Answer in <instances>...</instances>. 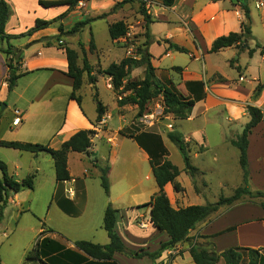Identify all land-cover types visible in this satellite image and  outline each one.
<instances>
[{"label": "crops", "instance_id": "obj_1", "mask_svg": "<svg viewBox=\"0 0 264 264\" xmlns=\"http://www.w3.org/2000/svg\"><path fill=\"white\" fill-rule=\"evenodd\" d=\"M145 1L148 2L147 14L153 20L149 25V45H145L146 21L142 11L138 12V7H142L140 0H79L76 6L49 8L40 5L39 0H8L10 16L5 27L7 35H22L32 29L37 20L54 21L60 16L62 19L32 35L10 40L15 49L21 50V65L17 64V74L21 76L11 92L5 79L7 62L11 56L3 51L8 47L7 42L0 39V105L7 102L0 118V141L46 143L53 149H59L77 132L95 131L90 155L69 153L71 179L62 183L56 180L54 161L48 153L36 155L17 150V154L11 152L6 157V153L1 151L3 147H0V159L8 165L11 176L19 182L34 176L33 189H24L8 198L0 222V233L3 231L9 246L17 245L18 234L23 237L20 254L23 253L25 258L37 241L46 237L65 250L76 252H79L74 245L76 241L108 244L109 237L103 227V219L109 203L119 211L115 231L128 249L155 253L170 241L166 232L158 230L150 222L151 208H138L148 203L158 192L154 175L151 176V159L146 148L152 139L151 133L140 131L133 134L135 129L132 124L138 106L128 103L120 107V99L113 90L111 79L100 72L126 58L123 43L110 37V25L125 23L137 43L147 49L158 81L167 87L174 86L178 93L195 102L188 118L172 119L171 131H177V122L180 120L199 122L195 132L181 133L187 142L195 144L190 147V155L193 152L195 157H200L207 151L205 131L209 123L215 124L218 129L222 126H239L243 131L250 121L247 112L249 106L258 107L264 113V88L257 98L254 97L257 86L264 84V56L260 50L250 55V50L255 48L257 42L264 47V0H174L171 7L164 6L163 0ZM244 5L250 11L254 40L249 41L246 47L233 46L212 53L210 50L216 39L240 32L241 24L246 22ZM79 22L87 23L80 31L62 36V41L78 53L79 67H83L85 51L89 64L94 68L93 75L97 78L93 85L88 74L84 73L82 87L76 93L82 98L81 105L70 98L73 80L66 75V51L51 40L60 34V25L67 33ZM92 39L94 48H91ZM103 40L105 45L102 44ZM172 45L184 48L187 52L177 51ZM146 70L147 65L132 68L125 83L143 80ZM95 91L106 110L102 121L97 120ZM105 92L113 95L109 102L103 100ZM130 93L127 92L125 96ZM15 110L22 114V122L18 126L12 124ZM210 112H214V115L209 116ZM166 123L171 122L163 121L160 124ZM127 129L133 132L129 133ZM138 137L143 139L144 144L136 139ZM160 139L168 153L165 159L174 164L167 147L171 141L167 135H162ZM236 139L225 137L224 142L231 143ZM248 140L250 167L252 159L264 157V119L252 130ZM95 157L101 167L109 166V197L101 186L100 168L92 163ZM145 164L150 166L145 179L152 180L154 186L144 185L141 169ZM177 168L180 171L177 181L182 190L175 191L171 183L165 186L172 206L179 209L206 205L208 202L203 203L200 199L204 192L196 189L195 184L196 177L204 176L205 170L196 167L197 172L192 176L186 171L185 164ZM187 174L191 178L187 187L193 188L189 191L180 180ZM249 179L254 186L251 174ZM115 185L122 188L121 193L113 192ZM37 191L46 193L47 208L34 214L39 223H31L29 227L25 223L22 225L20 223L24 216L33 215L34 205L38 206ZM124 195L128 196V202H120L123 207L116 206L114 202ZM144 196L147 197L145 200L138 201ZM8 207L12 210L11 214L7 211ZM235 208L255 211L234 226L218 227L222 217ZM230 210L217 211L200 222L190 232L186 242L165 250L157 259L147 256L135 259L115 253L114 261L118 264H195L189 252L194 245L208 249L211 246L218 254L235 247L264 249L262 207L234 206ZM230 228L235 229L225 232ZM14 259H17L16 255ZM218 264H223V261Z\"/></svg>", "mask_w": 264, "mask_h": 264}, {"label": "trees", "instance_id": "obj_2", "mask_svg": "<svg viewBox=\"0 0 264 264\" xmlns=\"http://www.w3.org/2000/svg\"><path fill=\"white\" fill-rule=\"evenodd\" d=\"M79 0H39L40 5L49 8L53 6L70 5L76 6ZM174 4V0H163V5L171 7ZM144 6V4H142ZM142 8V13L146 21V42L145 45H149L150 42V30L149 25L153 22L152 18ZM246 22L241 24L240 32L231 33L228 36H222L216 39L211 47V52H218L224 48L233 46L248 45L249 41L254 40L252 36L251 26L247 21L250 19V11L247 6H243ZM10 16V7L8 0H0V39L6 41L8 44L7 49L3 50L8 56H11L10 66L12 72L10 73L8 82V91L11 92L17 85V80L21 74H17V70L21 65V55L17 49L11 44L10 40L18 37L32 35L35 31L49 27L56 21L62 19L58 17L54 21L37 20L35 26L28 32L22 35H7L5 33V27ZM87 22L77 23L71 31L64 32L62 25L59 26L60 34L54 37L53 41L57 42L66 51L68 60L67 76L73 80V92L70 95L71 99L82 103V98L77 96V91L80 90L83 84L84 73L88 74V78L91 84L95 85L97 78L93 75L94 68L89 64L85 51L83 57V67H79L77 64L78 53L69 48L62 41V36L65 34H74L81 30ZM128 32L127 25L123 22H117L109 27V34L112 40H118L125 36ZM50 44V43H49ZM174 49L180 52H187L186 49L177 45H172ZM91 48H94L93 39L91 41ZM260 50L261 55L264 56V47L260 43H256L255 48L250 50V55ZM19 55V60L13 61L14 57ZM13 62V64H12ZM143 65H147L145 78L139 81L126 82L132 68H138ZM101 74L108 76L111 79L114 92L121 97L118 101L119 106H123L128 103H133L138 106V113L136 118L140 117L146 104L163 93L165 103L167 106V112L174 115L177 119L188 118L195 102L189 100L174 90L172 87H167L161 84L155 76L154 68L150 62L149 54L147 51H142L141 59H128L125 58L121 63H112L107 69L100 71ZM264 88V84L257 86L254 97L257 98ZM131 92L129 95L125 94ZM94 100L97 105L98 121H102L105 116V106L98 98L97 92L94 95ZM247 112L250 116V121L245 125L242 134L237 140L232 141V144L236 146L240 151V165L243 172V187H239L235 193L230 197H220L218 202L214 204L206 205H193L186 208L176 209L172 206L170 199L165 192V186L171 183L174 190L179 192L182 190L180 183L177 181L180 171L169 160H166L167 150L164 148L160 137L151 134L149 140L150 144L147 148L148 154L151 159V167L154 178L158 185V192L152 196L151 200L139 206L138 208L150 207V222L152 225L162 232H166L170 241L164 243L161 248L155 253H149L145 251H132L128 249L122 242L121 238L115 231L117 209L113 208L109 203L103 219V227L108 234L109 243L106 245L94 244L89 241H76L74 243L76 249L81 252L73 250H65L63 246L56 243L52 239L46 237L39 239L36 245L28 251L25 258V264H118L114 261V254L120 253L128 257L135 259H141L149 257L151 259H157L161 256L162 252L167 249L177 246L179 243L186 242L189 239V234L196 226L208 219L211 215L215 214L221 206H230L235 202L241 200L244 196H254L249 190L248 183L250 173L248 170V137L252 130L257 127L264 119V113L261 109L255 106H249ZM1 118V114H0ZM123 133V132H122ZM95 135L94 130H82L74 134L69 140L65 141L59 149H53L46 143H30L19 141H0V147L10 148L20 151L21 153L39 154L41 152L48 153L53 161L56 173L57 182H65L71 179L68 170V155L70 152L84 153L90 155V149L92 147V138ZM168 139L174 143L183 158L186 171L192 176L197 172L195 166L191 163L190 144L184 139V136L178 131H171L167 134ZM140 143H143V139L136 138ZM146 144V143H145ZM92 163L100 168L101 171V186L106 193L110 196V183L108 178L109 166L101 167L98 163V159L95 157ZM0 222L3 217V209L6 206L8 198L15 193H18L24 189L34 188V176H28L23 181H17L13 176L9 174L8 165L5 161L0 159ZM257 197L262 198L260 206L264 210V192L258 191L255 194ZM264 222V218H263ZM230 228L225 232L234 230ZM204 238V237H202ZM190 255L195 264H217L221 260L223 264H264V249L255 250L251 248L235 247L229 248L218 254L213 249L203 248L199 245H194L190 248Z\"/></svg>", "mask_w": 264, "mask_h": 264}, {"label": "rangeland", "instance_id": "obj_3", "mask_svg": "<svg viewBox=\"0 0 264 264\" xmlns=\"http://www.w3.org/2000/svg\"><path fill=\"white\" fill-rule=\"evenodd\" d=\"M140 5L144 8V10L148 13V9L145 6V3L140 0ZM144 4V6L142 5ZM142 11L141 7H138V12L140 13ZM102 44H106V42L103 40ZM147 51L145 46L142 44H137L136 52L139 55V59L142 58V51ZM19 60V55L14 57V62ZM11 61L8 60L7 62V77L6 80L9 79L10 73L12 72V68L10 66ZM13 64V62H12ZM236 75V74H235ZM174 90V86H171ZM177 91V90H176ZM96 92V91H95ZM178 92V91H177ZM113 97L111 93H104L103 94V100L105 102H109V100ZM3 105L7 106V102H3L0 105V114L5 111V108H3ZM209 116H213L214 112H210L208 114ZM172 119H177L174 115H172ZM134 124H132V127L135 129V132L133 130L127 129L126 131L133 134L136 132H144V133H151L156 136H166L169 130L164 124H156L152 128H145L143 125H141L138 122V119L135 117L133 120ZM173 122V121H168ZM199 122H185L181 121L177 122V131L184 134H190L195 132L196 124ZM215 124L209 123L206 127V140L208 142V148L206 149L205 153L201 155L200 157H195L194 153L192 152V165L198 168H202L205 170V175L200 176L198 175L195 179L196 189L199 191L204 192L203 195L200 196V199L203 203L207 204H214L218 202L220 197H230L232 196L235 191L239 187H243V172L240 165V151L239 149L232 144V142H227L224 138L227 137L229 139H238V134H242V129L239 126H230L225 127L222 126L218 129V127L214 126ZM181 130V131H180ZM236 139V140H237ZM235 141V140H234ZM190 147L194 146L195 144L190 142ZM167 147L170 152V160L178 167H182L184 165V161L182 158V155L178 149V147L172 143L168 142ZM207 147V146H206ZM194 150V148H193ZM199 150V149H198ZM1 151H4L6 153V157H9V154L11 152L18 153L15 149L10 148H2ZM261 157V156H259ZM257 157L256 159H252L251 166L249 167L248 163V170L251 174V177L253 178V184L252 186L250 184V179L248 183L249 190L254 194V196H244L241 200L235 202L234 204L230 206H221L218 211H226L230 210L234 206H255L260 207L261 202L263 201L262 198L257 197L255 194L258 191L264 192V157L260 159ZM216 158V159H214ZM168 160V159H167ZM149 165L145 164V167L141 169V174L143 172L142 178L144 180V185L146 187L148 186H154L153 181H147L145 179L147 171H148ZM144 170V171H143ZM47 169H45V173H47ZM153 177V174H151ZM204 179H203V178ZM190 176L183 175L181 177V181L184 184V186H188V181L190 180ZM205 180V181H204ZM127 181V180H126ZM128 182V181H127ZM121 187L115 185L113 187V192H119L121 193ZM188 191L189 189L193 190L192 187H187ZM37 200H38V206L33 207L34 214H37V212H41L43 209L46 210L48 202H46V193H41L39 191L36 192ZM193 195V194H192ZM195 197V195H193ZM147 197L144 196L143 198L139 199L138 201L141 202V200H145ZM129 200L128 196L124 195V197L119 198L118 201H115V205L118 207H123L120 202L127 203ZM172 201L174 202V199L172 198ZM145 209V208H143ZM7 211L9 214H11L12 210L10 207L7 208ZM254 209L245 210L241 208H235L234 210H230L228 214H226V217H222V222L218 227L222 226H234L236 223L242 219V218H248L251 216V214H254ZM259 211V210H257ZM32 213L28 214L27 216H24V218L21 220V223H25L26 226H31V223H39V220L33 216ZM24 221V222H23ZM42 222H45L44 219L41 220ZM7 232V231H5ZM11 232H9L10 234ZM17 237V235H16ZM23 237L18 234V243L17 245L13 244V247L9 246V244L6 243L5 237L3 235V231L0 233V258L2 260V264H25V255L23 253L20 254V248L21 244L23 242ZM206 242H204V245ZM207 246V245H206ZM209 249L212 250V247L210 246ZM17 257V259H14V257ZM218 264V263H217Z\"/></svg>", "mask_w": 264, "mask_h": 264}, {"label": "built area", "instance_id": "obj_4", "mask_svg": "<svg viewBox=\"0 0 264 264\" xmlns=\"http://www.w3.org/2000/svg\"><path fill=\"white\" fill-rule=\"evenodd\" d=\"M145 3L147 7L148 2L145 0H141ZM125 48L126 58L128 59H139V55L136 52L137 41L134 37H132L131 33L128 31L127 34L119 39ZM121 99V97H119ZM167 106L165 103L164 94L160 93L157 97L150 100L146 106L143 114L138 117V122L143 125L145 128H152L156 124H160L163 121H172V114L167 112ZM15 118L13 119L12 124L14 126H18L22 122V114L19 110L14 111ZM169 130L173 129L172 123H166L165 125ZM71 193V192H70ZM142 226H144L142 224Z\"/></svg>", "mask_w": 264, "mask_h": 264}, {"label": "water", "instance_id": "obj_5", "mask_svg": "<svg viewBox=\"0 0 264 264\" xmlns=\"http://www.w3.org/2000/svg\"><path fill=\"white\" fill-rule=\"evenodd\" d=\"M247 23L250 26V20H248ZM244 46L246 47L247 45L245 44ZM3 108H6V105H3Z\"/></svg>", "mask_w": 264, "mask_h": 264}]
</instances>
